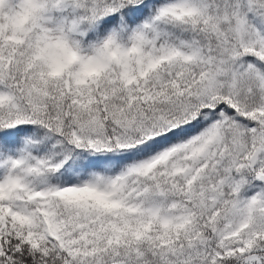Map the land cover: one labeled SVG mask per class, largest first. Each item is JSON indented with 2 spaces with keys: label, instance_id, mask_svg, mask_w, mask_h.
<instances>
[{
  "label": "snow or ice",
  "instance_id": "snow-or-ice-1",
  "mask_svg": "<svg viewBox=\"0 0 264 264\" xmlns=\"http://www.w3.org/2000/svg\"><path fill=\"white\" fill-rule=\"evenodd\" d=\"M0 264H264V0H0Z\"/></svg>",
  "mask_w": 264,
  "mask_h": 264
}]
</instances>
